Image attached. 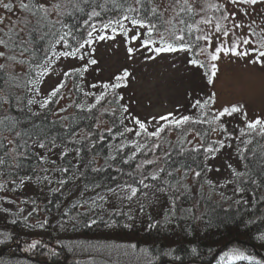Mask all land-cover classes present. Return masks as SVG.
<instances>
[{
	"label": "trees",
	"instance_id": "obj_1",
	"mask_svg": "<svg viewBox=\"0 0 264 264\" xmlns=\"http://www.w3.org/2000/svg\"><path fill=\"white\" fill-rule=\"evenodd\" d=\"M24 2L28 3L29 0ZM38 2L49 6L59 3L63 15H58L56 11L51 12L48 20L52 23L44 21L43 26H37L40 31L32 33L30 51L24 53V58L30 57L36 63L43 62L50 45H54L56 52L71 51V47L63 42L55 44L59 35L64 32L71 30L72 35L67 39L72 47L77 46L87 35L88 25L84 24V21L88 20L93 9L100 13L89 21V24L95 23L97 26V32L93 34L94 42L95 37L101 34H120L125 37L127 35L123 29L130 28L141 29L143 37L146 38V27L133 26L130 20L122 21L123 29L114 24L116 32H113L111 27L101 31V27L109 20L137 14L144 17L146 23H159L151 10L157 7L163 11L156 0H142L141 3H136V0ZM129 6L139 12L129 13ZM17 10L9 14V17H15L14 20H17L19 13L21 19L27 17L32 25H35L36 17L20 7H17ZM164 17L167 19L165 13ZM196 19L199 20V15ZM9 23L10 21L1 28L7 31ZM62 24H67L70 28H63ZM18 28H24L20 36L27 40L28 28L23 24L18 25ZM159 30L163 32L164 28L160 27ZM45 32L50 34L40 39ZM195 35H199L195 30L191 36L186 35V42L194 41ZM0 36H3V33H0ZM153 39L156 46H161L159 36L155 33ZM201 44L202 41L199 46ZM0 50H5L2 45ZM94 50V43L80 49L75 58L86 62L81 61L79 65L68 69V75H63L56 85L63 82L65 86L44 107L42 104L51 92L42 91L47 74L37 77L35 68L28 71L27 64L19 65V49L15 50L17 61L0 58V63L17 65L0 70V97L4 98L0 100V158L5 161L0 164V185H3L0 188V197L6 199V205L0 206L8 209L7 212L4 211L5 221L0 225V239H3L5 232L11 236L0 243V260H7L10 264L264 262V240L259 239L264 235V199L261 198L264 197V136L248 129L239 134L236 137L238 164L228 166L227 177L219 178L220 172L214 166L222 147L215 137L223 132L224 127H220L223 120L220 117L212 123L199 122L212 121L218 112L213 108V101L204 107H194L197 100L203 104L209 96L194 97L190 99L192 104L186 114L192 119L187 124L182 128L169 125L159 138H151L154 142L159 140L163 143L162 150L158 149L155 153L142 150L137 153L135 159L127 161L128 155L135 149L132 141L143 143L145 137L143 134L136 136L135 131L124 133L123 136L117 135L124 132L125 127L138 129V125L129 122L128 112L123 111L126 105L121 89L126 78L117 81L116 77L122 75L121 73L109 81L89 83L87 72L91 65L90 60L95 57L92 54ZM33 51L35 55H32ZM185 51L190 59H199L198 47L194 46ZM8 54L13 52L9 51ZM47 55L53 57L51 68L63 58L53 56L51 51H48ZM81 55H84L83 59L80 58ZM75 69H81L82 74L74 71ZM37 78L40 79L39 84L28 83L30 79ZM105 83H119L121 86L105 89ZM102 94L105 98L97 103V98ZM61 97L67 98V104L63 107L65 111H60L59 108ZM92 105L95 107H91ZM173 118L179 117H169ZM13 121L16 122L14 129L9 127ZM165 123L161 121L159 125ZM108 128L112 131H106ZM156 129L148 127L149 131ZM16 132L21 135L16 136ZM191 133L195 134L196 140L190 137ZM197 133L201 135L198 136ZM101 135L103 139H100ZM53 140L56 146L49 150ZM249 140L252 142L246 143ZM40 142L45 143L47 147L40 148ZM121 143H125L126 147L117 154L116 149ZM200 143H211L218 151L212 154L206 153L205 148L193 150V146ZM64 152L67 155H62ZM163 152H168L169 156L164 157ZM110 156H116V159H107ZM41 157L47 159L43 160ZM156 157L160 159L157 160ZM93 159L94 163L90 164ZM145 159H153L156 162L152 165L145 164L138 170L136 165ZM51 161H55V164ZM101 166H104L101 171L92 170ZM45 168L48 169L47 172L42 171ZM61 168H68L69 171L61 172ZM158 168H164L165 171L160 173L158 179L152 180L148 177L145 181L154 185L144 190L149 193L147 197L138 193L136 197L128 200L125 193H119L123 198H118L106 190L107 187L115 188L117 184L124 182L139 187L137 182L141 178L140 173L147 175ZM233 169L245 172L246 175L237 178ZM195 172H200L201 175L196 177ZM130 173L132 175H129ZM74 174L77 178L73 180L71 177ZM45 175L51 179V183L36 179L37 176ZM25 177L32 179L25 180ZM62 179L67 181L63 186L59 183ZM164 181H168V184L165 185ZM208 181L212 183L209 184ZM95 184L101 186L93 187ZM160 187L167 188V191L157 192L156 189ZM238 187L245 190L236 191ZM98 194L106 199H96ZM172 199H175V204ZM93 200L96 207H92ZM141 205L144 206L143 210ZM93 219L96 220L95 224L91 223ZM41 223L44 224L42 228L39 227ZM33 240H39L41 244L36 249L27 250V245ZM193 248L196 252L192 251ZM51 249H55L54 255L50 254ZM238 252L255 259L232 260L231 255ZM226 253L229 255L226 256Z\"/></svg>",
	"mask_w": 264,
	"mask_h": 264
},
{
	"label": "snow or ice",
	"instance_id": "obj_2",
	"mask_svg": "<svg viewBox=\"0 0 264 264\" xmlns=\"http://www.w3.org/2000/svg\"><path fill=\"white\" fill-rule=\"evenodd\" d=\"M71 2V0H69ZM142 0H136V3H141ZM0 4H2V7L5 10L11 11L14 7V5L11 2L4 3L3 0H0ZM200 4L201 6L199 8H196L195 5ZM228 5L232 6V10H229ZM257 5H264V0H223L222 3L217 2H209V0H168V4L165 7L164 11H168L171 9V15L169 18L165 19L164 12L160 11L157 7L152 8V14L155 20L159 21V23L156 22H147L144 17L140 15H123L121 18L116 20H109L107 23L102 24L101 31L106 30L108 28H112L113 32H116V28L113 27V25H120V27L123 29L122 21H128L130 20L131 24L133 26H140V27H146V38H144L141 41V46L144 47L149 52H155L157 54L159 53H165V52H176V51H183V50H191L194 46L198 47V51L200 54H206L210 60L213 63H210L208 65V68L210 70L209 80L211 82V78L216 75V72L218 70L217 64L214 63L217 61L221 53H224L225 55H232L234 57L239 58H246L250 55H253V59L249 62L252 64H260L261 66H264V34L258 33L255 31V20L251 21L249 24L245 25L242 21H239L236 19L237 15L241 16H249L252 12L255 11V8ZM119 7V5H117ZM20 9L24 10L27 13H30L32 16L36 17L35 25H32V22L27 18L24 17L23 19L17 18V20L10 21L9 25L7 26V31H5L4 28H0V33H3V36H0V45L3 46L5 50H0V58H4L6 61H17V55L15 54V50L19 49V55L20 59L18 60V64L23 66L25 64L28 65V71H31L33 68L37 70V77H43L49 72H51L53 69L51 68V64L53 62V57L48 56L47 52L51 51L53 53V56L59 57H75L78 53H80V49L84 48L86 45H91L94 43V37L93 34L97 32V26L95 23L89 24V21L92 20L93 17H97L100 15L99 12L93 11L89 14L88 20L84 21V24L88 25L87 35L85 38H83L81 41L78 42V45L75 47H72L69 44V41L67 39L68 36L72 35L71 30L68 32H64L63 34L59 35V38L55 41V44H60L63 42L65 45H69L71 47V51H62V52H56L54 50V45H50L49 48L46 50V54L44 57V60L42 63H36L31 60V58H24V53H28L30 51V45L32 43V33L35 31H40V27L37 26H43L42 22L48 21V23H52L48 20L51 12L56 11L58 15H63V12L61 10L62 6L59 3H52L50 6L46 5L44 3L38 2V0H29L28 3H25L24 0H20L19 2ZM209 9H214L216 12L220 13L218 17H209L207 15H200L201 13H206ZM129 13H138L139 10L129 6L127 9ZM184 14V15H181ZM200 16V19L197 20L196 17ZM6 17L0 16V24L4 23V20ZM189 19L191 22H189ZM56 23H61V21H56ZM23 24L25 28H28L27 36L28 39L25 40L20 36V33L24 31V28H18V25ZM214 24V32L205 31L204 28L201 27V25H213ZM230 25V26H229ZM183 26V27H181ZM247 26L249 29V32L251 33V36H258L259 39L256 41H252L250 37H245L243 35L238 36L237 31L242 29L243 27ZM63 28H70L67 24H62ZM160 27L164 28V31L161 32L159 29ZM186 29V31H185ZM125 35H127L128 31L127 29H123ZM193 30H195L196 33H199V35H195L194 41L186 42V35L191 36L193 34ZM264 32V30H262ZM153 33H155L157 36H159L160 39V45L158 47H149L150 45H155L156 41L153 39ZM50 33L45 32L40 36V39H44L46 36H48ZM231 35V44H228L227 38ZM7 37V38H5ZM215 37L217 41V46L209 51V48H211V41ZM108 38L106 34L97 35L95 39H98L100 41L105 40ZM131 40H137L140 39L138 35H133L130 38ZM204 41L206 42L204 46H199V42ZM250 43H255L258 46L256 47H244L249 45ZM11 51L13 54H8V52ZM129 53H132L135 51L134 48L129 47L127 49ZM32 55H35V52H32ZM83 59V56L80 57ZM148 59H152L154 57L149 56ZM91 64H96L97 61L95 59L90 60ZM190 63L194 65H199L200 67H205V63H203L201 60L197 58L191 59ZM9 67L7 63H0V70H6ZM76 72H81V69H75ZM27 74V72H26ZM82 74V72H81ZM65 76L68 75V73H64ZM130 73L127 70H124L122 75L117 76V81H122L126 77H128ZM18 78V77H15ZM28 83H31L33 85L39 84L40 79H30ZM64 83L61 82L58 86L53 87L51 90L48 99L44 101L42 104V107L47 106V104L51 101L53 97H56L60 90L64 87ZM121 85L119 83L115 84H108L105 83L103 87L105 89L108 88H118ZM94 87V86H93ZM63 97H61L62 99ZM105 97L102 94L100 97L97 98V103H99L100 100H103ZM4 99L3 97H0V100ZM17 100H19V97H17ZM214 100V94L213 96H210L207 100L201 103V101L197 100L195 102V106L199 105L200 107H204L205 105L211 103ZM59 102V101H55ZM29 103H32V101H29ZM78 107H83V105H78ZM91 107H95V105H92ZM60 111H65L64 108H61ZM123 111L127 112V107H123ZM242 109L240 106L232 105L231 107H224L221 111L218 112L216 116L212 118V121H199V122H207L212 123L214 121H218L220 117L227 115H232L233 113L241 112ZM245 115V118H247L246 112L243 113ZM173 113H168L167 115L160 116L158 119L160 121H165V124H161L157 127L155 131H149L148 130V124L144 121H141L138 117H133V121L135 125H138V129L133 128H124V132L117 133V135L123 136L124 133H131L135 131L136 136H141L142 134L145 137V140L143 143L138 141H132V143L135 144V149L131 152L130 155L127 157V161L133 160L136 158V155L138 152L144 150L146 152L155 153L158 149H163V143L159 140L152 141L151 138H159L161 136V133L165 131V128L169 125L175 126L176 128H182L185 124H187L192 118L190 116L184 115L179 118H173L169 119V117H172ZM7 119V117H6ZM153 120H156L157 117H153ZM2 123V121H0ZM123 123V120L121 121ZM10 128L16 127V122L13 121L12 124L9 126ZM220 127H225L223 124L220 125ZM247 129L250 132H254L260 136H264V118L262 117H256L254 120L247 121L246 124ZM171 130V129H170ZM106 131L111 132L112 129L108 128ZM215 131V129H213ZM244 130L241 129V133L243 134ZM16 136H20V132L15 133ZM197 135H201V133H197ZM103 135L100 136V139H103ZM12 141H9L11 143ZM35 142V141H34ZM252 141L249 140L246 143L250 144ZM27 142L25 141V144ZM221 147H223V142H218ZM55 141L53 140L51 142V148H54ZM40 148H45L47 145L43 142L39 143ZM126 147L125 143H121L118 145L116 152L119 154V151L124 149ZM200 148H205L206 153H212L218 151L217 148L213 146V144H197L193 146V150L198 151ZM22 154V153H21ZM62 155H67L66 152L62 153ZM164 157H168V152H163ZM41 159L46 160V157H41ZM110 160H115L116 156H110ZM107 159H106V165H107ZM156 159H160V157H156ZM127 161H124L125 163ZM156 161L153 159H145L140 164L136 165V168L139 170L143 168L145 164L152 165ZM5 163V161L0 158V164ZM52 164H55V161H51ZM94 163L93 161L89 162ZM110 166V165H108ZM104 166H101L100 168H93V171H101ZM231 167V165H229ZM61 172H68V168H61L59 169ZM42 171L47 172L48 169H42ZM120 171V169H118ZM164 168H158L153 170L152 172L147 173L145 175L144 173H140V179L138 180V185L134 186L133 183L124 182L123 184H117L115 188L107 187V192L112 193L114 195H117L118 198L120 197L119 193H125L126 198L128 200H131L133 197H136L137 194H141L145 197L149 195L147 191H144L145 189H150L154 187V185L146 183L145 181L148 179V177H151L152 180H156L159 178L160 173L164 172ZM233 172L237 178L244 177L246 175L245 172H238L235 169H233ZM187 174V172L185 173ZM129 175H132L131 173ZM171 175V173H169ZM201 175L200 172H195V176L199 177ZM77 177L75 174L71 177V179H76ZM25 180H31L32 177H25ZM36 179L38 181L44 180L51 183V179L45 175L43 177L37 176ZM67 181L66 180H60L59 183L61 186H63ZM165 185L168 184V181H164ZM209 184H211V181H208ZM255 183V181H253ZM100 184H95L93 187H100ZM3 185H0V188H2ZM87 188V185L85 186ZM175 187V185H173ZM186 187V186H185ZM119 190V192H118ZM245 189L242 187H238L236 191L243 192ZM54 191H59V189H54ZM157 192L164 193L167 191V188L160 187L156 189ZM83 195V193H82ZM154 195V193H153ZM264 199V197H261ZM99 200H105L106 197L102 195H97V198ZM34 203V202H33ZM87 203V201L85 202ZM172 203L175 204V199H172ZM239 203V201H237ZM92 207H96L95 200L92 201ZM143 205H141V210H143ZM91 210V209H89ZM5 212L8 211V209H4ZM22 211V210H21ZM31 215V213H29ZM27 219V217H25ZM75 219V217H73ZM15 223V221H13ZM92 224L96 223V220H91ZM39 227H44V224L41 223ZM150 227H155V225H150ZM11 236L9 233L5 232L3 233V239H0V243H3L5 240L10 239ZM259 239L264 240V235H261ZM41 244V241L39 240H33L31 243L27 245V250L36 249L38 245ZM45 247H47L45 245ZM131 247H136L135 245H131ZM193 252H196V249H192ZM50 254H55V249L50 250ZM226 256L229 254L226 253ZM232 260H238V259H247V260H254L255 257L245 255L243 252H238L237 254L231 255L230 257ZM261 264H264V262H261Z\"/></svg>",
	"mask_w": 264,
	"mask_h": 264
},
{
	"label": "rangeland",
	"instance_id": "obj_3",
	"mask_svg": "<svg viewBox=\"0 0 264 264\" xmlns=\"http://www.w3.org/2000/svg\"><path fill=\"white\" fill-rule=\"evenodd\" d=\"M156 1L163 8L166 17L169 18L172 14L171 9L164 11L168 0ZM3 2H11L14 7L8 11L0 4V16L6 17L4 23L0 24V28L2 25H6L8 21H14L15 17L10 18L9 14L18 11L17 7L19 8L20 0H3ZM209 2L222 3L223 0H209ZM200 6V4L195 5L196 8ZM228 8L232 10L231 5H228ZM200 15L218 17L220 13L214 9H209ZM17 16L21 19L19 13ZM236 19L245 25L255 20V31L264 34L262 32L264 30V5H257L255 11L249 16L237 15ZM201 27L205 31H215L214 24L201 25ZM133 35H138L140 39L131 40ZM237 35L250 37L253 42L259 39L258 36H251L247 26L238 30ZM106 36L108 38L103 41L95 39V50L92 54L97 63L89 65L87 80L89 83H101L109 81L112 77L127 70L130 75L126 77L121 92L128 109L130 123L134 124L133 117H138L141 121L146 122L149 128L155 129L161 123L158 119L160 116L168 113H173V117L186 115L192 104L190 99L202 96L210 97L213 94V108L216 112L232 105L241 107V112L233 113L230 116L226 114L221 117L225 127L221 132L222 134H217L215 137L217 141L223 142V147L216 156L214 167L220 172L219 178H226L227 167L238 164L236 137L241 134V129L245 132L247 121L254 120L258 116L264 118V66L249 62L255 54L246 58H239L221 53L220 58L214 62L217 64L218 70L210 82L208 65L213 62L206 54L199 53V59L206 65L202 68L190 63L191 59L185 50L159 54L147 51L141 46V41L144 39L141 29L130 28L125 37L120 34ZM227 41L230 45L231 35ZM205 43L202 41L201 47ZM216 46L217 41L213 37L209 51ZM256 46L258 45L250 43L244 47ZM129 47L134 48L135 51L129 53L127 51ZM149 47L158 46L150 45ZM149 56L154 58L148 59ZM77 58H60L53 65V70L44 79L42 91L44 93L49 92L61 81L68 69L79 65L82 63L81 61L86 62V60H78ZM7 64L9 67L17 66L16 64ZM65 104H67V98L63 97L59 108H63ZM245 112L247 118L243 114ZM153 117H157V119L153 120ZM190 137L196 140L195 134L191 133ZM5 200L4 197H0V205L5 206ZM4 209L0 206V225L5 221ZM0 264L10 263L7 260H0Z\"/></svg>",
	"mask_w": 264,
	"mask_h": 264
}]
</instances>
